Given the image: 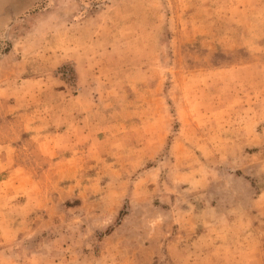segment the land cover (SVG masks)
Instances as JSON below:
<instances>
[{
    "label": "rangeland",
    "instance_id": "obj_1",
    "mask_svg": "<svg viewBox=\"0 0 264 264\" xmlns=\"http://www.w3.org/2000/svg\"><path fill=\"white\" fill-rule=\"evenodd\" d=\"M0 264H264V0H0Z\"/></svg>",
    "mask_w": 264,
    "mask_h": 264
}]
</instances>
